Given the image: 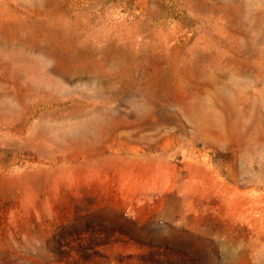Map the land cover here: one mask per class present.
Masks as SVG:
<instances>
[{
  "label": "rangeland",
  "instance_id": "rangeland-1",
  "mask_svg": "<svg viewBox=\"0 0 264 264\" xmlns=\"http://www.w3.org/2000/svg\"><path fill=\"white\" fill-rule=\"evenodd\" d=\"M0 264H264V0H0Z\"/></svg>",
  "mask_w": 264,
  "mask_h": 264
}]
</instances>
